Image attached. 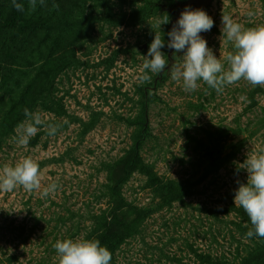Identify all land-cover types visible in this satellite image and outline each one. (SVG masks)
<instances>
[{"label":"rangeland","instance_id":"obj_1","mask_svg":"<svg viewBox=\"0 0 264 264\" xmlns=\"http://www.w3.org/2000/svg\"><path fill=\"white\" fill-rule=\"evenodd\" d=\"M57 5L0 144V264H80L110 219L114 264H264L246 259L264 247V0ZM136 145L155 179L135 170L121 199Z\"/></svg>","mask_w":264,"mask_h":264},{"label":"trees","instance_id":"obj_2","mask_svg":"<svg viewBox=\"0 0 264 264\" xmlns=\"http://www.w3.org/2000/svg\"><path fill=\"white\" fill-rule=\"evenodd\" d=\"M47 1L50 5L53 3L54 9L58 10V0H14V3L8 8L3 20L0 22V33L14 30L11 38H7L4 49L9 65H3L0 69L2 80L0 82V97L7 101L9 92L21 91L20 98L12 100V112L15 118L9 117L8 114L0 111V144L4 137L14 130V123L18 124L22 118L24 105L26 104L27 83L24 78L30 73H41L44 69V40L42 31L49 28V17H47ZM73 6V1H71ZM154 4L147 7V12L152 10ZM50 7V6H49ZM4 44V37L0 38V45ZM159 78V77H158ZM19 79V81H18ZM25 84V85H24ZM23 86V87H22ZM22 87V90L20 88ZM1 90L3 94L1 96ZM146 95H144L145 97ZM144 106L147 107L146 97L144 98ZM1 146V145H0ZM121 164L122 174L119 179L110 187L112 195L122 199L118 187L124 184L131 177L135 170L146 175L149 179H155V173L151 170L139 154L138 146L135 147V152L130 158L123 159ZM117 219H110L104 224V232L100 236L98 246L105 247L102 251L94 253L88 252L86 259H83L80 264H114V256L111 253V246L119 244L118 233L114 231L115 225H119ZM264 242V240H260ZM263 249L260 243H257L256 249L251 251L246 259H253L262 262Z\"/></svg>","mask_w":264,"mask_h":264},{"label":"flooded vegetation","instance_id":"obj_3","mask_svg":"<svg viewBox=\"0 0 264 264\" xmlns=\"http://www.w3.org/2000/svg\"><path fill=\"white\" fill-rule=\"evenodd\" d=\"M169 56H170V58L172 60L173 59V57H172V50L169 51Z\"/></svg>","mask_w":264,"mask_h":264}]
</instances>
